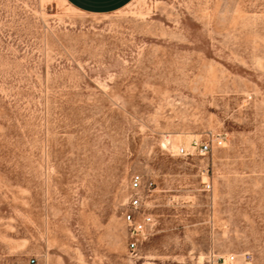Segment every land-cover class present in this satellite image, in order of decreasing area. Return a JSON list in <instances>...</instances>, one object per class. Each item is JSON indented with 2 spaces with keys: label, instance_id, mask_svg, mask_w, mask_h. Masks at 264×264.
<instances>
[{
  "label": "rangeland",
  "instance_id": "374dc122",
  "mask_svg": "<svg viewBox=\"0 0 264 264\" xmlns=\"http://www.w3.org/2000/svg\"><path fill=\"white\" fill-rule=\"evenodd\" d=\"M135 173L141 264H264V0H0V264H132Z\"/></svg>",
  "mask_w": 264,
  "mask_h": 264
},
{
  "label": "built area",
  "instance_id": "2783aa9c",
  "mask_svg": "<svg viewBox=\"0 0 264 264\" xmlns=\"http://www.w3.org/2000/svg\"><path fill=\"white\" fill-rule=\"evenodd\" d=\"M210 150L209 143L194 142L189 149L180 148L178 155L190 157L195 153L199 155L207 154ZM151 183L147 184L141 174L135 173L131 176L128 189L126 210L122 215L123 222L127 230V252L132 264H141V246L154 234L155 220L146 206V199ZM231 257L230 261H233ZM35 264V260H31Z\"/></svg>",
  "mask_w": 264,
  "mask_h": 264
},
{
  "label": "crops",
  "instance_id": "0c3cea01",
  "mask_svg": "<svg viewBox=\"0 0 264 264\" xmlns=\"http://www.w3.org/2000/svg\"><path fill=\"white\" fill-rule=\"evenodd\" d=\"M72 9L92 16L109 15L120 11L133 0H63Z\"/></svg>",
  "mask_w": 264,
  "mask_h": 264
}]
</instances>
